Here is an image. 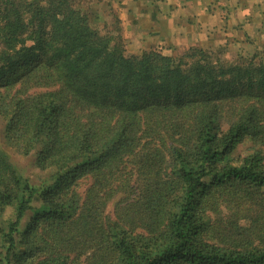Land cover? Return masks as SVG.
I'll list each match as a JSON object with an SVG mask.
<instances>
[{
	"label": "trees",
	"instance_id": "1",
	"mask_svg": "<svg viewBox=\"0 0 264 264\" xmlns=\"http://www.w3.org/2000/svg\"><path fill=\"white\" fill-rule=\"evenodd\" d=\"M92 24L0 0V264H264V53L126 55Z\"/></svg>",
	"mask_w": 264,
	"mask_h": 264
},
{
	"label": "crops",
	"instance_id": "2",
	"mask_svg": "<svg viewBox=\"0 0 264 264\" xmlns=\"http://www.w3.org/2000/svg\"><path fill=\"white\" fill-rule=\"evenodd\" d=\"M261 5L259 0L116 2L125 42L168 55L192 46L208 48L212 43L226 42L228 36L248 29L257 20L252 18L264 8Z\"/></svg>",
	"mask_w": 264,
	"mask_h": 264
},
{
	"label": "rangeland",
	"instance_id": "3",
	"mask_svg": "<svg viewBox=\"0 0 264 264\" xmlns=\"http://www.w3.org/2000/svg\"><path fill=\"white\" fill-rule=\"evenodd\" d=\"M119 1V0H117ZM116 0H76V3L79 4L80 8L83 10H88L92 19V25L94 28L100 31L101 34L109 33L113 35L115 40L122 41L125 49V54L129 55L132 53H139L142 48L137 47V45H130L125 42L123 37L120 13L117 12ZM262 4L261 7H264V0H259ZM257 19L250 23L248 29L243 31L239 30L233 36H228L229 39L226 41H232L230 44L226 42H221V44L210 45L208 48L204 49H217L223 48V57L228 60H234L237 54H242L248 56L254 52L264 53V8L258 12L257 15H253ZM255 26V27H252ZM195 47V46H194ZM181 52V51H180ZM180 52L171 54L172 56L179 55ZM168 55V54H166ZM3 127V123L0 120V130ZM248 144V143H247ZM240 145L236 153H244L247 151L249 144ZM11 161L15 164L19 173L28 179L32 184L38 183L42 178H45L48 174L47 171H40L35 169L32 166V159L30 158H21L18 155L11 156ZM111 204L108 206V211H111ZM12 216V210L6 208L4 214L2 215L3 219H9ZM26 221H22L19 224V229H22Z\"/></svg>",
	"mask_w": 264,
	"mask_h": 264
}]
</instances>
